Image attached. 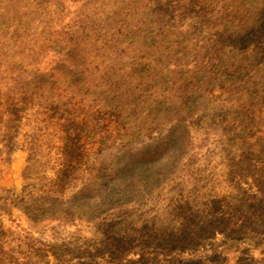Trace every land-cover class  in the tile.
Wrapping results in <instances>:
<instances>
[{"label":"rangeland","instance_id":"374dc122","mask_svg":"<svg viewBox=\"0 0 264 264\" xmlns=\"http://www.w3.org/2000/svg\"><path fill=\"white\" fill-rule=\"evenodd\" d=\"M262 161L264 0H0V264H264Z\"/></svg>","mask_w":264,"mask_h":264},{"label":"trees","instance_id":"16d2710c","mask_svg":"<svg viewBox=\"0 0 264 264\" xmlns=\"http://www.w3.org/2000/svg\"><path fill=\"white\" fill-rule=\"evenodd\" d=\"M264 163V161H262ZM257 194H262L263 190L259 186H255ZM242 218L244 219L245 224L249 222L248 225V230L250 234H256L259 231L255 229L256 227L254 226H261L264 225V214L261 213L259 210H255L252 214L250 215H243ZM252 226V227H251ZM264 232V231H262Z\"/></svg>","mask_w":264,"mask_h":264}]
</instances>
